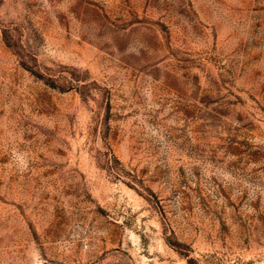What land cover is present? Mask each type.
<instances>
[{"label": "rangeland", "instance_id": "obj_1", "mask_svg": "<svg viewBox=\"0 0 264 264\" xmlns=\"http://www.w3.org/2000/svg\"><path fill=\"white\" fill-rule=\"evenodd\" d=\"M0 264H264V0H0Z\"/></svg>", "mask_w": 264, "mask_h": 264}]
</instances>
